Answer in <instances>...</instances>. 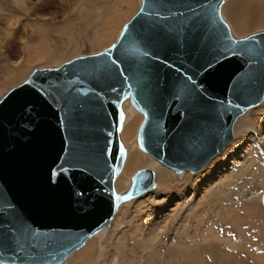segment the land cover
I'll return each mask as SVG.
<instances>
[{
  "label": "water",
  "instance_id": "95a60500",
  "mask_svg": "<svg viewBox=\"0 0 264 264\" xmlns=\"http://www.w3.org/2000/svg\"><path fill=\"white\" fill-rule=\"evenodd\" d=\"M225 0H142L105 51L40 68L0 99V261L62 264L155 187L138 172L117 196L124 101L147 115L144 150L198 172L264 100V32L232 35Z\"/></svg>",
  "mask_w": 264,
  "mask_h": 264
},
{
  "label": "rangeland",
  "instance_id": "374dc122",
  "mask_svg": "<svg viewBox=\"0 0 264 264\" xmlns=\"http://www.w3.org/2000/svg\"><path fill=\"white\" fill-rule=\"evenodd\" d=\"M25 1L21 5L19 0H0V99L37 69L56 68L110 48L142 5L141 0H132L130 9L124 0ZM230 1H224L221 15L234 37L264 32V23L244 30V20L227 15ZM10 23L17 28L4 42L1 36ZM44 54L43 60H37ZM14 72H20L21 78ZM128 106L136 108L131 97L123 103L122 123ZM141 118L136 129L138 142L146 115ZM122 137L126 159L118 180L131 155L129 143ZM137 151L143 159H151L139 143ZM215 161H222L215 168L216 178L202 179ZM156 163L169 173L167 180H174L172 189L161 191L159 171L145 163L128 176L125 189L119 190L116 179L115 191L120 197L130 191L143 169L155 173L156 185L122 202L110 226L62 264H69L94 242L99 258L107 264H264V100L240 116L233 140L202 170L179 173ZM184 191L185 198H181ZM177 206L180 209L175 213Z\"/></svg>",
  "mask_w": 264,
  "mask_h": 264
},
{
  "label": "bare ground",
  "instance_id": "6f19581e",
  "mask_svg": "<svg viewBox=\"0 0 264 264\" xmlns=\"http://www.w3.org/2000/svg\"><path fill=\"white\" fill-rule=\"evenodd\" d=\"M21 5H25V0H19ZM36 4L39 3L42 0H35ZM126 1L129 6V9L132 7V0H124ZM34 2V0H33ZM142 2V0H141ZM142 6V5H141ZM35 5L33 4L34 8ZM224 8V7H223ZM223 9L221 8V11ZM226 13L227 15L230 16H238L239 20H244L245 21V25L243 24V29L244 30H248L251 27V24L258 25V24H262L264 23V0H232L227 4L226 7ZM128 13V12H127ZM2 16V15H1ZM227 17V16H226ZM238 17H235V19L237 20ZM256 21V22H255ZM243 23V22H242ZM237 26V25H236ZM8 30L10 31H5L3 33V35L1 36L4 39V42L8 41L11 38V35L13 34V31L17 28L15 23H10L9 26L7 27ZM230 28V27H229ZM231 30V28H230ZM1 32V31H0ZM43 33V32H42ZM232 33V30H231ZM247 33V31H246ZM233 34V33H232ZM234 36V35H233ZM45 37V36H44ZM3 44V42H2ZM1 44V45H2ZM40 48V47H39ZM31 50V49H30ZM41 52V51H40ZM37 52V53H40ZM44 51H42L43 53ZM47 55V54H46ZM42 55V57L36 55L35 58L37 57V60L40 59H44L45 56ZM32 56V55H31ZM36 61V60H35ZM21 72V71H20ZM20 72H14V75L17 74L18 78H21V73ZM129 97L132 98V102L134 104V106L141 111H138L136 108H133V106H128L127 110L125 111L126 116L125 119L123 120L124 123H122V117H123V113L121 116V121H120V138L121 135L123 136L122 139L125 140L126 142L129 143V149L131 151V155L130 158L127 162V166H126V170L124 172V175L122 177H120V179L118 180L119 177H117L116 179L118 180V186H119V190H123L125 189L127 186H129L128 184V176L135 171L137 168L141 167L144 163L145 164H149L151 167H153L154 169H157L159 172V176H158V180H159V184L161 187V191H167L172 189L171 188V183L174 181L172 179H168L167 177L169 176V173L162 169L157 163L154 158H152L149 154H147L144 150L143 147V143H142V134L140 137V142H138V140H136V129L138 126V123L140 122L141 115L144 114V111L134 102L133 96L132 94H129ZM128 98V97H127ZM140 115V116H139ZM244 115V114H243ZM242 115V116H243ZM240 118V117H239ZM238 118V119H239ZM146 120H147V115H146ZM122 125V128H121ZM124 125V128H123ZM145 125V124H144ZM143 125V126H144ZM123 129V132H122ZM143 130V129H142ZM138 143L139 145L141 144L142 149L144 150L145 154H147L148 156L151 157L150 158H145L143 159V157L138 153ZM128 150V149H127ZM158 162V161H157ZM222 161H215L213 163V165H211L210 167L208 166L204 175L202 176V179L204 178H216L214 177V171H216V167L218 165L221 164ZM124 167V166H123ZM122 171V170H121ZM121 173V172H120ZM119 173V175H120ZM196 173V172H193ZM118 175V176H119ZM211 180V179H210ZM198 180H196L197 182ZM116 182V180H115ZM132 182V180H131ZM132 184V183H131ZM196 190V189H195ZM186 191V190H185ZM185 191L183 192V194H180V196L182 195L181 198H185ZM149 192V191H148ZM147 193V192H145ZM142 193L141 195L145 194ZM170 195H173V193H169ZM140 196V195H139ZM141 206V205H140ZM180 208L177 206L176 209H174L173 212L177 213V211ZM156 230V229H155ZM152 234V233H151ZM133 238V237H132ZM153 239V238H152ZM90 240V239H89ZM88 240V241H89ZM87 241V242H88ZM159 241V240H158ZM205 243V242H204ZM97 243H91V245H89L84 251H81L80 253H78L77 255L73 256V258L70 260L69 264H73L74 260L79 261L78 264H107L106 259L103 258H99V254L97 253V248H96ZM124 246V245H123ZM82 248V247H81ZM155 250V249H154ZM78 251V250H77ZM75 253V252H74ZM73 253V254H74ZM90 254V255H89ZM104 257V256H103ZM106 257V256H105ZM69 260V259H67ZM4 264L3 262L0 261V264ZM6 264V263H5Z\"/></svg>",
  "mask_w": 264,
  "mask_h": 264
}]
</instances>
